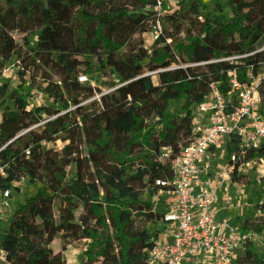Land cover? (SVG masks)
I'll return each mask as SVG.
<instances>
[{
	"label": "trees",
	"instance_id": "obj_1",
	"mask_svg": "<svg viewBox=\"0 0 264 264\" xmlns=\"http://www.w3.org/2000/svg\"><path fill=\"white\" fill-rule=\"evenodd\" d=\"M148 1L0 0V71L15 58L19 77L15 88L0 85V192L18 189L24 172L46 183L16 205L0 233V264H65L70 247L79 249V264H145L155 241L146 226L162 217L151 208L154 181L171 177L169 161L183 143L156 138L173 119L170 103L182 100L181 110L190 116L211 83L232 71L248 81V73L256 77L264 66V0H211V8L203 0H176L149 48L142 39L153 23ZM249 49L253 54L224 60ZM100 54L117 61L134 54L144 61L132 68L135 77L162 71L143 76L144 95L132 97ZM180 65L185 67L174 69ZM96 70L104 77L102 89L80 80ZM32 92L48 102L32 106ZM259 93L264 109V80ZM111 110L114 116L92 122ZM167 145L169 153L154 158ZM238 146L232 136L225 156ZM253 158L264 162V146L244 160ZM75 163L80 174L65 177ZM86 204L91 222L73 235L68 217ZM235 221L243 232L264 231V219L251 212ZM46 235L57 243L49 246ZM236 263L264 264V253L246 249Z\"/></svg>",
	"mask_w": 264,
	"mask_h": 264
},
{
	"label": "built area",
	"instance_id": "obj_2",
	"mask_svg": "<svg viewBox=\"0 0 264 264\" xmlns=\"http://www.w3.org/2000/svg\"><path fill=\"white\" fill-rule=\"evenodd\" d=\"M163 1L153 0L151 8H146L153 14V23L146 32L152 42L161 35L160 20L165 14ZM251 54L253 51L249 49L243 55L236 54L224 60ZM9 66L7 64L0 71V76L5 75ZM184 67L180 65L174 69ZM161 71L146 72L142 76L154 77ZM247 77L248 81H239L234 71L228 73V78L222 77L220 83H211L209 93L192 107L190 131L169 161L171 177L154 181L157 190L152 199L162 207L159 225L164 237L154 241L145 252V264H186L189 261L195 264H236L239 253L262 243V234L243 232L239 228L235 218L243 219L245 215L242 216L240 205H231V191H244V184L235 177L242 175L241 169L250 163L263 162L256 158L244 160V157L248 151L255 152L264 146V109L259 93L264 66L256 77L250 73ZM220 84H225L226 89H219ZM232 136L239 141L238 150L214 171L209 161L219 155ZM0 176H5L1 165ZM26 179L31 181L24 172L17 185ZM11 191L0 192V199H8ZM260 204L264 207V197ZM224 210L233 213L224 212L219 218ZM261 211L257 210V213Z\"/></svg>",
	"mask_w": 264,
	"mask_h": 264
},
{
	"label": "rangeland",
	"instance_id": "obj_3",
	"mask_svg": "<svg viewBox=\"0 0 264 264\" xmlns=\"http://www.w3.org/2000/svg\"><path fill=\"white\" fill-rule=\"evenodd\" d=\"M203 1L208 8L212 7L211 0ZM153 4V0H149L146 8H151ZM176 6V0H164L162 11H164V13H171L172 11H174ZM2 23L4 26H6V23L4 21H2ZM26 39L29 44H35V38L26 35ZM142 39L143 44L146 47L149 48L154 45V42H152L151 36L149 34H143ZM100 60L103 61L109 69H111L114 81L117 84L125 85L127 87L129 96L133 97L144 95L145 88L142 74L136 77L131 75L132 68L138 62H140V60H138V58L134 54L129 55L125 61H117L115 59H112L110 55L100 54ZM14 61L15 58H11L8 63L10 64L8 71L5 73V75L0 76V85L5 82H9L14 88L19 85L18 69L16 67V63L14 64ZM140 63H144V61H141ZM80 80L88 81L92 85L102 89L104 77L100 70H96L90 76L81 78ZM27 90V84H25L23 86V91L26 92ZM29 101L31 105L35 107L37 105L47 103L48 99L41 93L32 92ZM182 104V100L173 101L170 103L169 111L173 114V119L171 118L170 122L167 125L158 128V131L156 133V138L158 141L167 136L168 140H177V142L179 143L187 137L191 128L190 121L193 108H191L190 116H188L181 110ZM105 115L114 116V110L97 115L92 119V122L103 119ZM225 146L220 150L218 156L209 161V164L214 171L216 168L221 167L227 159V156H225ZM170 149L171 147L169 145H167L166 147H161L159 152L154 155V158L158 160L163 159L162 156L169 153ZM102 169L105 172L109 171V168L105 166H103ZM80 172V163H75L65 169L64 175L65 177H68L74 174H80ZM241 173L242 175L236 176L235 179L236 181L243 182L242 184H244V191H239V189H235L234 191L230 190L232 192L231 205H240V209L242 208V216H244L247 212H251L254 218L264 219V215H262L261 211L264 209V207L260 204L261 199H263L264 197V162L257 161L255 164L250 163L249 166L243 167V169H241ZM27 180L28 179L25 180L26 182L20 183L18 185V189L16 188V190H12L11 196L8 199H0V233L7 227L8 222L10 221L14 210L16 209V205L18 206L19 204H22L25 198L34 195L38 189L46 185L45 182ZM143 198L146 200L149 199V195L147 194V192L144 194ZM150 202L152 210L156 213H159L162 207L158 206V203L155 202L154 198H151ZM257 210H260L261 213L258 214ZM224 212H226L227 214L233 213L231 210H224L220 213L219 218H222ZM90 222L91 215L89 206L87 204L80 208L76 213L68 217L69 230L73 235H77L81 231V229H83L85 226H88ZM146 228L149 235L153 237L155 241H159L162 239V237H164L163 229L161 228L159 223H148ZM258 234H262V243L251 246L249 247V249L257 254H262L264 253V231L258 232ZM45 238L49 246L57 243V240L54 239V237L51 235H46ZM63 256L65 264H79L81 262V254L78 248H68L66 251H64ZM186 264L195 263H193V261H189ZM204 264L208 263L206 262Z\"/></svg>",
	"mask_w": 264,
	"mask_h": 264
}]
</instances>
